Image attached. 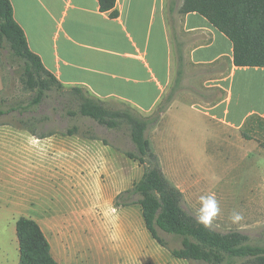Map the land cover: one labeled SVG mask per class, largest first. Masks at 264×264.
Listing matches in <instances>:
<instances>
[{
	"label": "crops",
	"instance_id": "1",
	"mask_svg": "<svg viewBox=\"0 0 264 264\" xmlns=\"http://www.w3.org/2000/svg\"><path fill=\"white\" fill-rule=\"evenodd\" d=\"M10 1L29 48L67 89L85 88L103 102L117 100L151 114L176 77L175 29L184 43L186 75L190 66L227 64V73L206 82L207 89H221L224 95L210 104L193 91L205 104L188 105L179 93L159 124L179 121L171 131L177 133L182 108L203 117V122L194 120L192 126L206 133L218 128L241 134L251 116L264 120V68L234 66L231 40L199 13L178 14L183 0H176L172 21L169 0H117L116 19L100 11L98 0ZM4 117L0 118V220L16 225L21 218L37 222L59 264L79 263L77 232L83 233V264L92 253L97 262L110 259L111 251L118 252L116 243L123 245L122 264H190L167 248L172 258L159 248L154 254L142 253L141 241L145 248L153 246L150 239L156 241L146 227L142 207L115 208L116 196L141 180L142 166L139 174L126 175L122 166L133 160L102 140L38 135L4 122ZM243 141L264 153V147L252 139ZM137 175L140 179L135 182ZM73 184L80 188L83 204L74 213L59 212L57 189L69 190ZM75 221H80L79 229L73 226Z\"/></svg>",
	"mask_w": 264,
	"mask_h": 264
},
{
	"label": "trees",
	"instance_id": "2",
	"mask_svg": "<svg viewBox=\"0 0 264 264\" xmlns=\"http://www.w3.org/2000/svg\"><path fill=\"white\" fill-rule=\"evenodd\" d=\"M98 2L101 12L107 13L111 19L119 17L117 0ZM176 10V0H169V21L173 20ZM192 12L202 15L231 40L234 66L264 68V0H183L177 13L186 15ZM172 37L177 55L175 80L157 108L145 115L129 105L109 107L85 88H65L29 48L25 32L15 20L11 1L0 0V49L8 45L11 53L24 61L22 83L26 90L37 91V95L27 102L13 104L8 109L0 107V118L14 112L23 116L36 111L47 93L53 91L75 94L77 111L71 115L91 119L110 131L127 130L134 151L125 155L144 168L141 180L116 197V208L140 205L147 229L162 247L167 248L158 235V229L181 240L182 247L170 251L177 259L218 264L244 260L248 264H264V245L252 244L248 236L237 231L220 233L204 227L194 215L184 209L183 193L168 179L152 148L148 132L159 124L176 96L184 89V43L175 29ZM215 65L219 66L221 73H227L228 66L225 62H217L213 66ZM216 91L221 96H216L215 91L207 96L194 90L199 97L209 99L210 104L222 100L223 90ZM262 121L264 120L259 116H251L245 126ZM73 134L71 130L68 132L70 136ZM241 134L244 139L251 140L244 129ZM16 234L19 264H59L37 222L21 218L16 225Z\"/></svg>",
	"mask_w": 264,
	"mask_h": 264
},
{
	"label": "rangeland",
	"instance_id": "3",
	"mask_svg": "<svg viewBox=\"0 0 264 264\" xmlns=\"http://www.w3.org/2000/svg\"><path fill=\"white\" fill-rule=\"evenodd\" d=\"M0 67L2 72L1 108L8 109L13 104L27 102L37 95V91L31 92L25 89L22 83L25 63L11 53L8 45L0 49ZM222 76L219 66L216 65L190 66L183 82L184 89L178 98L190 105L195 102H203L194 95V90L207 94L215 91L216 96H219L220 93L216 89L206 88V82ZM105 103L109 107L127 105L117 100ZM203 104L205 103L203 102ZM76 111L75 94L53 91L47 93L45 100L36 111L23 116L19 112L11 113L4 117V122L21 125L35 131L38 135L50 133L68 135L71 130L74 133L71 136L102 140L105 145L118 149L125 159L127 152L134 151L127 130L120 132L107 130L91 119L80 115H71ZM178 117L180 129L178 128L177 133L174 134L171 131L179 121H175L173 125H166L164 122L151 128L148 138L160 159L164 173L171 183L183 193L184 209L197 218L200 197L214 194L219 202L220 215L208 228L220 233L237 231L248 236L252 244L264 245V153L258 152L254 145L245 143L242 134L238 132L231 131L228 134L218 128L215 133L196 131L195 126H192L193 121L203 122L204 119L194 110L182 108ZM244 130L253 141L264 146V121L250 123L245 126ZM122 168L125 174L130 176L139 174L142 167L138 163L128 161ZM138 177L139 175L135 182L140 179ZM57 190L59 192H57L55 203L59 212L69 213L71 211L74 213V210L83 204V195L76 185L73 184L69 190L64 191L63 187ZM104 192L108 193L106 188ZM234 211L241 212L244 216V219L238 224L232 223L230 220ZM60 223L62 224L61 221ZM74 224L77 229L80 228V221H75L73 226ZM158 235L168 250L182 247L180 239L159 229ZM75 240L77 248H79V263L76 264H83V252L81 253L83 251V233L77 232ZM150 241L153 246L147 245V248L143 246V241L140 242L139 245L144 248L142 253L146 251V253L154 254L155 248H159L161 253L170 257L166 248L160 249L156 241L153 239ZM116 245L118 252L111 251L109 253L111 258L105 260L106 262L100 260L97 262L94 259L95 254L92 253L89 255L90 259L87 263H124L126 260L122 257L123 251L120 252V247L123 245L119 243ZM19 257L16 222L1 219L0 264H19ZM189 262L190 264H218L215 262ZM222 264H228V261ZM231 264L248 263L244 260H237Z\"/></svg>",
	"mask_w": 264,
	"mask_h": 264
},
{
	"label": "clouds",
	"instance_id": "4",
	"mask_svg": "<svg viewBox=\"0 0 264 264\" xmlns=\"http://www.w3.org/2000/svg\"><path fill=\"white\" fill-rule=\"evenodd\" d=\"M219 215L220 207L215 195L209 194L201 196L200 208L197 214L198 223L202 224L204 227H210ZM243 219L244 216L241 212L234 211L230 216L231 222L236 224Z\"/></svg>",
	"mask_w": 264,
	"mask_h": 264
}]
</instances>
